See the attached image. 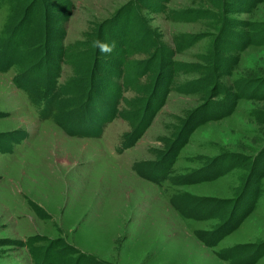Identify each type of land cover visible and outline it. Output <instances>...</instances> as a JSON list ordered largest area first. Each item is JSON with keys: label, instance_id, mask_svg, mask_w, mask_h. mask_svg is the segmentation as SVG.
Masks as SVG:
<instances>
[{"label": "rangeland", "instance_id": "374dc122", "mask_svg": "<svg viewBox=\"0 0 264 264\" xmlns=\"http://www.w3.org/2000/svg\"><path fill=\"white\" fill-rule=\"evenodd\" d=\"M249 37L264 40V0H0V55L13 59L0 70V133L26 132L0 150V264H38L58 237L67 243L56 247L54 264H74L78 250L112 264H264V171L251 211L214 245L196 231L223 213L187 217L171 200L183 191L234 197L252 163L264 166V41ZM46 38L64 52H49ZM96 41L114 44L112 52ZM45 60L60 66L61 106L42 116L48 88L17 80L46 78ZM104 87L119 94L117 114L98 135L69 134L54 122L55 113L72 112L74 128H94L79 117ZM154 91L163 104L124 148L153 110ZM229 92L239 96L233 110L192 130L164 180L133 169L158 158L191 111ZM224 162L232 165L212 179L169 177ZM232 245L229 258L218 255Z\"/></svg>", "mask_w": 264, "mask_h": 264}, {"label": "trees", "instance_id": "16d2710c", "mask_svg": "<svg viewBox=\"0 0 264 264\" xmlns=\"http://www.w3.org/2000/svg\"><path fill=\"white\" fill-rule=\"evenodd\" d=\"M26 9L25 10L28 11L29 7H27ZM258 41L263 42L264 40H256L251 37L247 39L248 43ZM18 42L19 41L14 42L13 45L15 46V48L18 47V45H16V43ZM46 43L50 44V42H48V38H46ZM60 45L61 46H58V48L56 49L55 44H50L49 46L51 47V50L49 52H64L63 44ZM2 52L6 51L4 50ZM12 63L13 59L9 54H5L4 56L0 55V70H6ZM43 64L44 66H42L41 68H46V70L48 71V75L46 76V78H39V75L36 74H31L32 76H28V74L26 73L23 77H20L17 82L22 88L25 89L32 88L34 86V82H36V84L41 83L42 86L48 88L47 92L50 97H48L45 93H42L40 95V98H42L44 101L43 109L45 110V112L42 113V116H47L50 115L49 113L53 109H59L61 106L60 99L58 98V95L61 93V88L56 86L55 84L56 78L60 73V66L56 63L51 65V62L48 60H45ZM48 66H50V68H48ZM109 89L110 88L107 87H104L102 89L99 88V90L103 92V95L97 94L94 96V94L92 93V99H90L89 102H86L87 108H85L84 110L83 117L82 115H80L79 117V120H82L83 123H89L90 121L94 122V128H88L84 125L82 126V128L84 127L86 128V130H80L79 127L78 129L74 128L73 121L76 117L72 112H59V114L55 113L53 115L54 122H56L69 134L98 135L100 133V128L102 127V125L117 114L116 104L119 94ZM155 94V91L152 92V94L149 96V100H147L148 104L151 100H154V102L149 106V108H153V110L149 111L146 115L144 114L143 118L136 125V130L134 129L126 134V137L122 142V146L124 148L129 147L135 143V141L143 133L146 126L150 123L154 112L163 104L165 97L161 96V98L156 99L154 98ZM97 96L103 105L99 104L98 99L96 98ZM237 97L239 96L235 92H229L227 94H224L218 101L208 103V105H206V108L198 107L191 111L183 120L177 133L172 138L162 154L156 159H142L134 161L132 164L133 169L141 176L152 181L159 182L164 180L167 175H169L168 172H170L171 170L172 163L175 156L177 155V152L183 146V144L187 142L189 134L192 132V130L197 125L205 122L208 119L218 118L229 114L236 104ZM25 135L26 132L22 129H16L13 132L5 131L0 133V150L9 151L11 149V145L13 143L21 141V139L24 138ZM216 159L212 157L210 160L215 161ZM228 159L229 158H225V161H227ZM208 163L211 164L210 161ZM208 163L204 166H199L189 171L174 174L173 176L171 175L169 177L173 182L177 184L193 183L215 178L223 171V169H225L227 166L232 165V163L229 164L228 162L227 164H225L226 162H224V164H220L221 166L219 165L218 169L209 170L207 166L209 167L210 164ZM262 171H264V166L262 168L260 164L256 163V161L255 163H252L244 183L242 184L237 195H235L234 197L221 198L213 195L196 194L190 191H183L176 193L177 197H179L178 199L174 197L171 198V200L178 211H180L182 215L187 217L193 216L198 219H205L223 213L222 218L215 226L211 228H200L196 231L198 237L201 238L206 245H214L223 236L230 233L234 228H236L243 220V218L253 208L256 197L259 194L258 187L257 185H255V183H257L262 176ZM182 197L184 198V203L181 201ZM225 206H227L228 208H224ZM61 242L67 243V240L65 241L62 237L53 239L52 243L50 244L51 247L49 246L45 250L43 258L38 264H54L57 261L56 252L58 251V249H61V247H63L61 246ZM65 245H70V247L76 249V247L72 244ZM58 246L60 247L57 249L56 247ZM235 247H237V245H235ZM235 247H233L232 245L227 247L226 249L224 248L221 251H218V255L224 259H227L232 254H234L233 249ZM53 249L57 250L53 253ZM78 252L79 253L76 256L74 264H112L108 260L99 258L92 253L84 252L81 250H78ZM259 255L260 254H257L255 256V260Z\"/></svg>", "mask_w": 264, "mask_h": 264}, {"label": "clouds", "instance_id": "9594fccd", "mask_svg": "<svg viewBox=\"0 0 264 264\" xmlns=\"http://www.w3.org/2000/svg\"><path fill=\"white\" fill-rule=\"evenodd\" d=\"M95 46L98 47L100 51L105 53H111L114 48V44L112 46H109L108 44L101 43L99 41L95 42Z\"/></svg>", "mask_w": 264, "mask_h": 264}]
</instances>
